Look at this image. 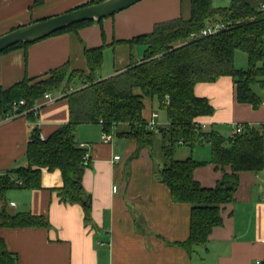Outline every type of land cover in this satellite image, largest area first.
Wrapping results in <instances>:
<instances>
[{
	"label": "crops",
	"instance_id": "1",
	"mask_svg": "<svg viewBox=\"0 0 264 264\" xmlns=\"http://www.w3.org/2000/svg\"><path fill=\"white\" fill-rule=\"evenodd\" d=\"M88 1L0 0V34ZM230 1L212 3L224 7ZM244 1L257 7L264 0ZM189 15L190 0H139L75 31H60L13 46L0 52V89L24 77H43L63 63H68L70 69L87 70L84 48L102 43L107 45L97 77L110 76L130 61H140L144 50L140 43L111 45L113 40L128 39L149 32L156 22ZM108 47L112 48V68L103 71ZM82 85L81 78H75L71 89ZM252 88L262 99L257 107L237 101L236 86L229 75L197 83L195 94L206 97L213 107L210 115L200 116L198 121L225 136L231 134L236 123L264 124V88L258 84ZM48 93L49 98L42 96L34 103L32 118L26 113L0 118V170L26 164V145L34 125L42 136H47L68 120L64 94L56 89ZM143 102L142 115L147 120L156 105L160 106L155 97L145 96ZM156 113V126H163L162 122L166 125V113ZM101 134L98 122L77 126L76 141L84 143L89 156L82 185L90 200V223L84 222L80 203L58 199L53 188L60 186L62 179L56 168H42L40 188L16 187L7 191L8 212L30 211L49 222L48 227L0 226V237L17 255V264H254L256 259L264 260V168L239 172L233 198L222 206V223L212 228L204 245H196L188 253L178 241L188 236L190 205L172 201L168 187L154 174L152 156L146 147H138L133 138L117 135L116 128L112 129L110 141H103ZM188 148L180 151V157L210 158L207 143ZM176 152L175 148L174 155ZM115 154L119 155L117 160L113 159ZM225 170L229 171V167ZM221 174L220 168L209 163L193 170L194 178L204 186H213Z\"/></svg>",
	"mask_w": 264,
	"mask_h": 264
},
{
	"label": "trees",
	"instance_id": "2",
	"mask_svg": "<svg viewBox=\"0 0 264 264\" xmlns=\"http://www.w3.org/2000/svg\"><path fill=\"white\" fill-rule=\"evenodd\" d=\"M98 1L101 0H90L82 5ZM212 1L190 0L188 18L159 21L149 32L113 40L111 45L140 43L144 50L140 61L132 60L110 76L97 77L107 45L102 43L84 48L87 70L70 69L68 63H63L43 77H24L0 89V118L13 111H25L32 118L34 110L31 107L36 100L53 89L64 94L68 105V120L47 136L40 134L37 125L33 126L26 145L25 165L0 170V226H49L41 214L10 213L6 208L9 189L41 187L42 168L60 171L62 184L53 188L58 199L80 203L84 222H91L90 200L82 185L89 156L84 158L87 150L79 146L76 132L81 123L98 122L102 131L112 132L116 128L117 135L135 139L138 147L149 149L161 138L162 162L154 174L168 187L172 201L190 205L189 233L178 244L191 253L194 246L206 243L212 228L222 223V206L232 200L239 172L264 168V124L244 123L241 132L229 136L196 126L198 117L213 112L208 99L195 94L197 83L229 75L236 86L237 101L253 107L262 99L252 86L258 84L264 88V12L244 0H231L224 7L214 6ZM41 2L34 0V3ZM92 21L76 22L52 34L75 31ZM214 21H223L226 27L196 39L189 37L191 32ZM26 44L28 42L17 43L2 51ZM237 50L246 53L245 68L235 66ZM78 77L83 85L73 90L72 82ZM145 96L155 97L160 108H164L166 125L147 127L142 115ZM20 99L23 104L18 103ZM203 143L210 147L208 160H197L191 155L182 159L174 157L177 145L193 147ZM208 163L222 171L213 186H204L193 176L195 167ZM226 166L229 171L225 170ZM82 194L87 197L86 203L80 199ZM0 264H17V255L7 248L2 237Z\"/></svg>",
	"mask_w": 264,
	"mask_h": 264
},
{
	"label": "water",
	"instance_id": "3",
	"mask_svg": "<svg viewBox=\"0 0 264 264\" xmlns=\"http://www.w3.org/2000/svg\"><path fill=\"white\" fill-rule=\"evenodd\" d=\"M137 1L139 0H101L17 26L0 34V52L17 43H30L44 38L76 22L111 16ZM80 199L83 203L87 201L85 194H82Z\"/></svg>",
	"mask_w": 264,
	"mask_h": 264
},
{
	"label": "built area",
	"instance_id": "4",
	"mask_svg": "<svg viewBox=\"0 0 264 264\" xmlns=\"http://www.w3.org/2000/svg\"><path fill=\"white\" fill-rule=\"evenodd\" d=\"M257 9L264 12V1L260 2L258 5H257ZM226 27V23L223 22V21H214V22H208L206 23L201 29H199L197 32L193 31L189 34V37L192 38V39H196V38H199V37H203V36H207V35H210V34H214L222 29H224ZM44 97H47L49 98V93L46 92L44 94ZM166 99H167V96H166ZM19 104H23L24 101L23 99H20ZM35 105H33L31 107V109H35ZM21 113H25V111H21V112H16V111H13L9 114L6 115L5 118H8V117H12V116H16L18 114H21ZM157 116V113L155 111H151L150 112V116L149 118L146 120V125L148 128H154L156 127V121H155V118ZM198 125H196L197 127H200L202 129H207V124L204 123V122H198L197 123ZM243 129V124L242 123H236L234 124V127H233V130L231 132L230 135H233L234 133H239L241 132V130ZM101 139L103 141H110L112 139V132H107L105 130L102 131V134H101ZM79 146L81 147H84V143H79ZM84 158H88V153L86 152L84 154ZM119 158V155L118 154H115L113 155V159L114 160H117ZM113 190H116V185H113ZM254 264H264V260L262 259H256Z\"/></svg>",
	"mask_w": 264,
	"mask_h": 264
},
{
	"label": "rangeland",
	"instance_id": "5",
	"mask_svg": "<svg viewBox=\"0 0 264 264\" xmlns=\"http://www.w3.org/2000/svg\"><path fill=\"white\" fill-rule=\"evenodd\" d=\"M102 19H104V18H102ZM138 47L142 49L141 45H139ZM111 49H112L111 47H108V49H106L105 52H104L105 56H104L103 71H105V70L107 71L110 68H112L113 57L111 56L112 55V50ZM235 66L239 67V68H245L247 66V56H246V53L244 51L237 50L235 52ZM157 111L160 113V115H164L165 114L164 108H159L156 105V111L155 112H157ZM164 124L165 123L162 122V125H164ZM114 137H116V136H114ZM160 140H161V138H157L155 140L154 144L148 149L149 153L152 156V160H153V164H154V170L156 168H158L159 166H161V162H162V153L160 151V145H161ZM188 149L189 148H188L187 145H177L176 146V151L177 152L175 153L174 157L175 158H182V157H180L181 156L180 155V151H182V150L188 151Z\"/></svg>",
	"mask_w": 264,
	"mask_h": 264
}]
</instances>
